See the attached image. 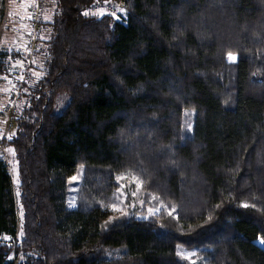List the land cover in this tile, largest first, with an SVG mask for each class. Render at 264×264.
<instances>
[{
    "label": "trees",
    "instance_id": "trees-1",
    "mask_svg": "<svg viewBox=\"0 0 264 264\" xmlns=\"http://www.w3.org/2000/svg\"><path fill=\"white\" fill-rule=\"evenodd\" d=\"M38 27L37 79L0 47V264H264V0H51Z\"/></svg>",
    "mask_w": 264,
    "mask_h": 264
},
{
    "label": "rangeland",
    "instance_id": "rangeland-1",
    "mask_svg": "<svg viewBox=\"0 0 264 264\" xmlns=\"http://www.w3.org/2000/svg\"><path fill=\"white\" fill-rule=\"evenodd\" d=\"M51 4V0H46L45 9ZM34 4L33 0H6L5 15L0 26V47L3 45L15 47L18 50L23 51L27 56L26 59H19L13 63L12 75L16 76L20 81H24L28 78L29 73L33 75L34 80L40 76V63H37L36 67L31 69L29 67L30 62L33 60V53L36 49L37 43L31 44L32 30L29 24V10ZM51 6V5H50ZM96 11L99 14L109 12L115 15L120 21H125V12L123 6L120 4L109 3L102 6H97ZM42 18V16H41ZM17 79L10 78L8 80L0 81V137L12 133L15 129L13 118L16 113V107L20 100V93L22 89V82H17ZM0 152L4 154L5 160L8 163L9 172L12 175L13 182L16 183V163L13 157V152L10 148H0ZM81 181L80 173L72 176L70 181V193L68 196V205L75 207L77 202V191L79 183ZM130 180L121 184L120 203L115 209H121L123 203H129L132 209L138 208L137 205L141 204V199L138 198L137 189L128 190ZM137 187V186H136ZM132 191V197H129V192ZM131 199L128 202L127 199ZM139 200H138V199ZM139 209H142L139 207ZM157 213L156 209L148 208L147 212L143 215L148 216L150 214ZM179 253L185 257H189L191 261H196L193 256L195 251L179 248ZM14 259V256H11ZM17 262V261H16Z\"/></svg>",
    "mask_w": 264,
    "mask_h": 264
},
{
    "label": "built area",
    "instance_id": "built-area-1",
    "mask_svg": "<svg viewBox=\"0 0 264 264\" xmlns=\"http://www.w3.org/2000/svg\"><path fill=\"white\" fill-rule=\"evenodd\" d=\"M30 13L33 19H37L41 13H43V0H36V3L31 6ZM37 39V34L35 31H32V39L30 40L31 44H34Z\"/></svg>",
    "mask_w": 264,
    "mask_h": 264
},
{
    "label": "bare ground",
    "instance_id": "bare-ground-1",
    "mask_svg": "<svg viewBox=\"0 0 264 264\" xmlns=\"http://www.w3.org/2000/svg\"><path fill=\"white\" fill-rule=\"evenodd\" d=\"M33 1H34V4H35L36 0H33ZM45 4H46V0H43V12L45 11ZM42 15H43V13H41V15L37 19H33L32 16H31V13L29 11V18H31V19H29L30 28H31L32 31H35L36 33L39 30L38 21L41 19Z\"/></svg>",
    "mask_w": 264,
    "mask_h": 264
},
{
    "label": "snow or ice",
    "instance_id": "snow-or-ice-1",
    "mask_svg": "<svg viewBox=\"0 0 264 264\" xmlns=\"http://www.w3.org/2000/svg\"><path fill=\"white\" fill-rule=\"evenodd\" d=\"M29 19H31V18H29ZM232 59H234V57H231Z\"/></svg>",
    "mask_w": 264,
    "mask_h": 264
}]
</instances>
